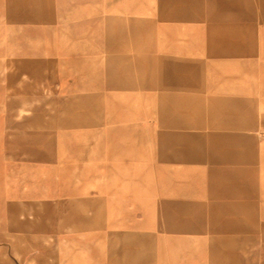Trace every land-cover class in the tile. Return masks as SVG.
Segmentation results:
<instances>
[{"label":"rangeland","instance_id":"obj_1","mask_svg":"<svg viewBox=\"0 0 264 264\" xmlns=\"http://www.w3.org/2000/svg\"><path fill=\"white\" fill-rule=\"evenodd\" d=\"M0 217L15 264H264V0H0Z\"/></svg>","mask_w":264,"mask_h":264},{"label":"crops","instance_id":"obj_2","mask_svg":"<svg viewBox=\"0 0 264 264\" xmlns=\"http://www.w3.org/2000/svg\"><path fill=\"white\" fill-rule=\"evenodd\" d=\"M0 221H1V217H0ZM3 234L4 233L2 231V228L0 227V236L3 235ZM2 241H4V238H2V239L0 238V258L2 259V254L3 253L4 254L7 253L8 256H9V258H10V260H7L8 261V264H15L14 261H11L12 258L10 257V253H14V251H16V244L11 243L10 241H9L10 243L9 242L8 243H5V242H2ZM4 244H7L8 246L7 245H4ZM74 245L75 244H73V243H69V244L64 243V244H61V245L60 244L57 245L58 250L61 251V252H63L64 254L62 256V260L57 261L56 264H60V263L61 264H70V261L72 259H71V257H69V255L68 256L65 255V251H69V249H70L69 247H73ZM5 262L6 261H4V263ZM5 264H7V263H5Z\"/></svg>","mask_w":264,"mask_h":264}]
</instances>
